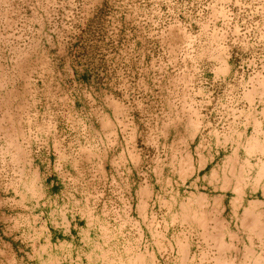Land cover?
Segmentation results:
<instances>
[{
    "label": "rangeland",
    "instance_id": "374dc122",
    "mask_svg": "<svg viewBox=\"0 0 264 264\" xmlns=\"http://www.w3.org/2000/svg\"><path fill=\"white\" fill-rule=\"evenodd\" d=\"M228 126L222 187L264 198V0H0V264H264L253 210L239 244L194 181ZM55 135L75 159L50 182ZM49 185L82 229L46 247Z\"/></svg>",
    "mask_w": 264,
    "mask_h": 264
},
{
    "label": "crops",
    "instance_id": "0c3cea01",
    "mask_svg": "<svg viewBox=\"0 0 264 264\" xmlns=\"http://www.w3.org/2000/svg\"><path fill=\"white\" fill-rule=\"evenodd\" d=\"M98 113V115H93V118H105L104 112L101 111ZM229 128L230 127L228 126L227 137L222 135V139L208 143H204L202 141L199 144V147H196L195 150H191L193 155H195L194 181L202 184V188H207L209 190L210 193H206L207 198L210 197V199H212L214 202L217 201L219 203L220 214L227 223V234L233 238V241H237L239 244H241V237L239 236L240 230L238 226V214L240 213V210L244 208L245 211H243V213L245 218L247 217L246 210H253L254 214L252 216L248 215V218L254 219L256 224L261 226V228H264V198H261L257 194L261 187L257 185L256 181H254L251 189H246L243 192L241 198H239V195H231L230 192L232 191H230V189H223V182L226 179L229 180L228 173L230 172V167L233 166L232 160L230 158V151L235 149V138L233 135L234 130L231 131ZM56 133L60 132L55 130V134ZM61 134H63V132H61ZM226 138L228 139L227 141ZM36 142L38 143V141ZM65 143H67V146H64ZM71 143L72 142L70 141L58 139V137L55 135L51 143L48 144V151H54L53 155H56V157L50 158L45 155L46 152L44 149L41 150L40 148H37L39 151L37 168H39V170L47 169L53 173V175L47 179L48 181L50 180L51 182L53 181V178L56 179V173H54V171L60 169L59 167H64L67 164L69 165L71 162H73L72 160L75 159L73 153L70 152V146L73 144ZM43 144L45 145L46 143ZM60 164L63 166H60ZM226 166L227 169L229 168V170H227V174L225 170ZM209 175L212 178L210 182L208 181L207 186L206 180L209 178ZM50 187L51 185L47 187V191L41 192V210L37 213V222L41 224L40 228L42 229L43 235V237H41V245L46 247L57 245L61 239L63 241H66L69 237H73L74 239V233L78 234L79 230L82 229V225H80L82 223L80 221L81 219L75 221V217L67 215L66 217L63 216L62 220L59 221L58 218L54 217L55 209L51 208L49 212V210L45 207L48 202L47 200L55 196V190L51 189ZM45 198L46 200H44ZM13 203L14 201H11L8 198L0 197V225L4 224L7 220H12L13 217L11 218L10 216H6V210L9 209L3 210V208H7L9 206L11 207ZM62 227H64V229H62ZM1 247H7L8 250L6 251ZM8 251H10V245L6 244L5 241H0V254L4 255L5 252Z\"/></svg>",
    "mask_w": 264,
    "mask_h": 264
}]
</instances>
